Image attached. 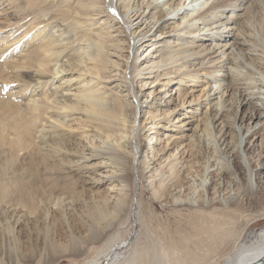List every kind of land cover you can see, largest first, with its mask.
<instances>
[{"label":"bare ground","instance_id":"bare-ground-1","mask_svg":"<svg viewBox=\"0 0 264 264\" xmlns=\"http://www.w3.org/2000/svg\"><path fill=\"white\" fill-rule=\"evenodd\" d=\"M47 1L10 0L9 6H13L9 9L5 7L4 12L14 9L11 21L14 20L17 27L9 35L1 30L11 27V21L0 27V39L5 40L1 41L3 44L0 45V58L7 59L13 53L15 55L25 52V55L16 58L17 62L6 61L3 67L11 66L12 70L35 69V72L30 73L10 71L7 76L0 68V83L4 82L5 86L14 83L19 89L18 92H10L7 98L0 100V239L5 237L4 239L11 241V244L8 243L10 255H16L19 249L15 232L17 223L26 222L42 210L44 217L48 219L50 208L62 209V217L66 220L67 215L62 207L63 198L69 196L70 200L74 201L78 196L74 178L62 177L61 174L67 170L65 165L72 162L71 154L82 150L79 143L74 144L64 138L63 130L67 127L66 120L70 117V112L78 110L80 105H84L82 111H86L89 120L97 122L96 136L102 141L101 146L94 145L91 154L103 156L105 163L115 165V173H120L118 180L122 187L114 197L113 205L109 204L110 198L104 196L84 212L86 217L81 216L80 223L87 230V235L78 239L72 232L69 247L71 254L103 241L105 234L101 231V224L106 222V228H111L114 225L111 220L118 217L121 220L129 207L130 215L134 214L135 218L138 199L135 201L134 194H130L131 181L127 173L130 164L134 168L136 160L138 166L141 165L145 169H150L153 165L150 170L152 174L149 176L150 184L156 182L154 191L160 198L165 195V187L172 181L174 182L170 187H183L185 178L178 167L181 162L171 160L174 154L159 156L162 150L155 146L159 141L158 132H152L144 145L137 144L136 138L140 134L141 126L137 122L139 112L141 115L144 112L154 121L150 123L149 129L156 131L158 124L155 120L159 104L154 101L159 100L162 106H168L174 100V94H169V89H166L173 80L170 78L173 74L177 75L175 95L177 94L179 99L183 98L182 84H187L183 77L191 76L194 68L204 65L205 61L197 63L204 55L207 57L217 54V60L226 62L233 75L230 83L222 89V79L218 75L220 70H214L209 77L213 85L209 96L213 98L212 107L216 112L211 123L220 121V125L226 126L229 117L223 113L232 108L235 100L244 110L240 121L248 118V131L254 129L249 141L246 135L237 133L238 140L231 152L236 155L237 161L232 167L226 166L224 172L229 183L236 184L237 188L242 190V199L257 202L259 197L255 190V181L258 173L253 166L251 147L259 149L261 154L264 153V0H78L76 13L80 12L81 17H90L91 13L96 16V12L99 15L104 14L106 21L110 20V27L118 32L117 37H120L112 41V45L125 54L121 55L123 59L111 61L116 67L115 71L119 75L123 74L127 88L122 96L111 100L101 91L83 86V89L79 90L76 105L73 102L68 103L63 94V101H58L60 103L56 105L55 102L51 104L53 100H50L54 93L42 100L35 94L36 87L54 85V80L57 79L55 77L66 71L65 66L60 64L61 55L71 42H81L84 45V58L81 53L76 56L73 54L72 60L75 63L80 62L81 65L89 58L94 64L92 69H83L85 74L89 72L100 80L107 81L110 77L101 73L110 60L106 52L109 51L106 46L108 41L102 31H96L95 36L85 32L80 37V33H77L74 39L65 37L69 33L61 30L62 26H53L54 22L51 20L54 18L48 17L53 6L47 7L44 4ZM42 4L45 7H42ZM31 16L33 17L29 19ZM81 20L77 19L75 23L70 24V30L76 29ZM169 21L173 22L172 27L168 24ZM96 24L95 20L94 26ZM17 31L19 34L15 36ZM91 31H95V27H92ZM10 38V44H14L5 48L4 45L8 42L6 40ZM217 68L216 66L215 69ZM4 73L7 80H4ZM152 75H155L154 80L148 83ZM82 79L84 81L85 76H82ZM138 83L141 84V91L148 90L145 95L152 98L150 102L139 100V92L136 90ZM160 84L164 91L156 94L155 88ZM65 91L68 93V89ZM54 109L57 110L56 113L53 112ZM220 112L222 114L219 116ZM47 116L50 121L47 120L46 124L40 127L43 128L42 134L38 138L34 137V130ZM206 121L205 128H208L209 118ZM229 124L236 127L235 121ZM238 127H241L240 123ZM38 139L41 143L37 142ZM216 140L217 150L222 149L226 139L222 145ZM230 140L229 143L233 144V137ZM45 146H50L61 159L51 160V150L48 151ZM145 146L146 150H142ZM22 152L23 158L20 159ZM182 166L184 167L185 163ZM204 169L206 170V166ZM207 180L205 178L202 182L201 192L204 194L199 195L200 199L209 192L204 187ZM210 185L213 190L218 189L217 181ZM197 187H193V195H196ZM234 195L226 196L219 200L218 204L221 205L222 201L227 204L237 203ZM180 198L174 196L176 201ZM202 202L206 203L204 199ZM17 211L25 213L14 217ZM51 217L55 225L58 221L52 213ZM67 223L70 226L68 221ZM121 241L114 238L102 252L87 260L85 264H127L125 258L123 260L118 253L124 244ZM0 264H4L1 258ZM225 264H264V229L250 244L237 246L234 252L228 254Z\"/></svg>","mask_w":264,"mask_h":264},{"label":"rangeland","instance_id":"rangeland-1","mask_svg":"<svg viewBox=\"0 0 264 264\" xmlns=\"http://www.w3.org/2000/svg\"><path fill=\"white\" fill-rule=\"evenodd\" d=\"M9 1L0 0V27L7 25L8 22L10 23L14 16L13 8L8 12H4L5 7L9 9L13 6H9ZM77 2L78 0H48L44 4L47 7L53 6L48 17L54 18L51 20L55 23H53V26H62L60 29L69 33L65 37L74 39L77 33H80V37L85 32L92 34V36H95L96 31H102L103 34L105 32L106 36L104 35V38L108 41L106 46L109 47L107 48L109 51L106 52L110 60L101 74L104 73L105 76L110 78L107 81H102L92 73L87 72L85 74L83 69H92L94 64L89 58L84 59L85 62L81 65L79 64L80 62L75 63L72 60L73 54L76 56L81 53L84 58L83 43L71 42L64 50L60 46L61 51H64L61 55L60 64L65 66L66 71L55 77L57 79L54 80V85L47 84L46 86L36 87L35 91L36 96L42 100L45 97H51L54 93L50 99L51 101L53 100L51 104L55 102L54 105L59 104L60 102L58 101H63L62 94L63 96L65 95L68 103L73 102L76 105L79 90L83 89V86L84 88L99 90L111 100L122 96L127 88V82L123 78V74H121L122 71L120 72L119 68L117 69L121 74L119 75L111 61L123 59L121 55L125 54L123 53L124 51L116 50L112 45V41L120 37H117L118 32L110 27V20L106 21L107 17L104 14L99 15L96 12V16L91 13L90 17H81L80 12L76 13L75 10ZM44 4H42V7H45ZM80 4L82 5V3ZM77 19L82 20L76 25V29L70 30V24L75 23ZM95 20L97 22L96 26H94ZM172 23V21L168 22L171 27ZM10 25L12 26L6 27L1 31H5L6 35L13 33V29L17 27L14 20L11 21ZM92 27H95V31H91ZM18 34L19 31L16 32L15 36ZM58 34L59 32L56 33V35ZM11 40V38L6 40L8 42L5 43V48L14 44H10ZM1 41L3 40L0 39V45L5 40ZM187 41L184 40V42ZM22 55H25V52L15 55L13 53L7 59L0 58V68L6 72L7 76L10 75V71L12 73L17 71L22 73L35 72V69L12 70L11 66L3 67V63L6 61L17 62L16 58ZM205 56L197 61V63L205 61L204 65L194 68L195 71H193L191 76L183 77L184 82H187L186 85L182 84L184 88L183 98L179 99L178 95H175L176 89L174 88L177 87V80L175 79L177 75L173 74L170 77L173 80L166 89H169V94H174L172 95L174 100L168 106H165V104L162 106L159 100L154 101L159 104V112H157L155 120L158 124L156 131L150 130V123L154 121L144 112L142 115L139 112L137 122V124L141 125L139 128L140 134L136 138L137 144L142 143L144 145V143L148 142V136L152 132H158L159 141L155 146L157 149L162 150L159 156L174 154L171 160L176 159L181 162L178 167L181 175L185 178L183 187L176 189L175 187H170L174 182L172 181L165 187V195L160 198L159 194L155 195L156 182L154 181L153 185L150 184L149 176L152 174L150 170L153 165L150 166V169H145L141 165L138 166L136 160L134 168L130 164L127 173L130 175L131 181L130 194H134L135 201L136 198L138 199L135 218L134 214L130 215L129 207L126 214L121 217V220H119L120 217L111 220L114 224L111 228H106V222L101 224V231L105 234L103 241L91 244L85 249L71 254L69 247L72 232L78 239L87 235V230L80 223L81 216L86 217L84 212L96 205V202L101 201L104 196L110 198L109 204L113 205V199L119 194V190L122 187L118 180L120 173H115V165H111L110 162L105 163L102 159L103 156L91 154L94 145L100 144L101 146L102 141L96 136L97 122L89 120L86 111H82L84 105H80L81 107H78V110L75 109L74 112H70V117L66 120L67 127L63 128L65 131L64 138L73 141L74 144L79 143V147L82 148L81 151H84L83 153L81 151L77 152V154L73 152L71 154L73 163L66 164L65 168L67 170L63 175L61 174L62 177H72L76 181L75 191L78 196L75 197L74 201L70 200L69 196H65L62 204L67 215L66 220L70 226L62 217V209L60 208H50L48 219L44 217L42 210L36 216L30 217L26 222L17 223L15 232L19 249L16 255H10V252H8L10 251L8 245L11 244V241L4 239L5 237L3 238L4 240L0 239V258L4 264H85L87 260L96 257L102 252L114 238H118L119 241L122 240L121 242L124 243L118 253H120L123 260L125 258V263L127 264H225L227 255L234 252L237 246L250 244L255 240L257 235L264 229V153L261 154L259 149L251 147L253 166L258 173L255 181V190L259 198L257 202H250L246 198L242 199V190L237 188L236 184L229 183L224 171L226 166L232 167L237 161L236 155L231 153L234 144L238 140L237 133L240 132V134L246 135L249 141L254 129L248 131L250 125L248 118H245L243 122L240 121L244 110L240 104L237 105L238 103L235 100L231 105L232 108H228L223 113V115L229 117L227 118L229 123L236 122L235 128L234 125H230L228 122L226 123L228 126L224 127L220 125V121L216 122V124L215 121L214 124L211 123L212 117L216 112L215 108L212 107L214 104L213 98L209 96L210 89L213 87L209 77L210 75L212 76L214 70H220L221 73L218 75L222 79V89L230 83L233 75L226 62L217 60V54ZM77 64L79 65L78 67ZM216 66L218 67L217 69H215ZM194 73H197V75ZM6 74L4 73V80H7ZM82 76H85L84 81H82L84 79H82ZM154 76L152 75L149 80L147 79L148 83L154 80ZM161 84L155 88L157 89L156 94L164 91ZM140 86L141 84L139 83L137 88L135 85L137 92H139V100L141 102L149 100L148 102H150L152 98L145 95L148 94V90L143 91L142 89L141 91ZM17 87L14 83L5 86L4 82L1 81L0 100L7 98L10 92H18L19 89ZM67 89L68 93L65 91ZM160 97L161 95H159L158 99ZM23 98L26 99L27 97ZM125 100L123 99V101ZM22 104H25L24 101ZM147 104L150 105V103ZM56 111L54 109L53 112L56 113ZM221 114L222 112H220L219 116ZM128 115L132 118L130 113ZM48 116L40 125L38 124L39 127L34 130L36 133L34 137L38 138L42 134L43 128L40 127H43L46 121L49 120ZM208 118V123L210 124L208 128H205ZM239 123L241 125L240 128L238 127ZM256 130L258 131L259 127ZM231 137L234 139L233 144L229 143L231 142ZM215 140L219 141L221 145L225 141L223 147H221L222 149L217 150ZM37 142L41 143L39 139ZM226 144L228 145L227 148L225 147ZM45 147L48 151L51 150L50 154L53 157H51V160L54 161L56 159L58 161L61 159V156L56 151H52L50 146ZM144 149L146 150V146L142 150ZM23 154L22 152L20 159L23 158ZM183 163H185L184 167L182 166ZM205 166L206 170L204 169ZM205 178L208 180L204 183V187L209 192L205 193L203 199L206 203H203V199L199 197L204 194L201 190L203 189L202 182ZM213 181H217L216 188L218 189L213 190L211 187L210 184ZM198 185L200 187H197ZM193 187H197L196 195H193ZM228 195L236 196L237 203L227 204L222 201L221 205H219V200L224 199ZM174 196L181 198L176 201ZM134 210L135 205L133 212H135ZM22 213L17 211L14 217L17 215V217H20L23 215ZM51 213L55 215L58 221L55 225H53ZM120 221L121 224L119 225Z\"/></svg>","mask_w":264,"mask_h":264}]
</instances>
